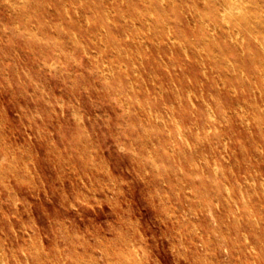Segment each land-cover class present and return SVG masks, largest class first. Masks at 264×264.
<instances>
[{
  "label": "rangeland",
  "instance_id": "rangeland-1",
  "mask_svg": "<svg viewBox=\"0 0 264 264\" xmlns=\"http://www.w3.org/2000/svg\"><path fill=\"white\" fill-rule=\"evenodd\" d=\"M0 264H264V0H0Z\"/></svg>",
  "mask_w": 264,
  "mask_h": 264
},
{
  "label": "bare ground",
  "instance_id": "bare-ground-1",
  "mask_svg": "<svg viewBox=\"0 0 264 264\" xmlns=\"http://www.w3.org/2000/svg\"><path fill=\"white\" fill-rule=\"evenodd\" d=\"M152 42V41H151ZM148 47V46H147ZM145 48H146V46H145ZM147 50V49H146ZM143 79V78H142ZM218 171V170H217Z\"/></svg>",
  "mask_w": 264,
  "mask_h": 264
}]
</instances>
